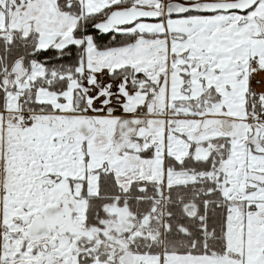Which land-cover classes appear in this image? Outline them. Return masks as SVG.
Instances as JSON below:
<instances>
[{
    "label": "snow or ice",
    "instance_id": "1",
    "mask_svg": "<svg viewBox=\"0 0 264 264\" xmlns=\"http://www.w3.org/2000/svg\"><path fill=\"white\" fill-rule=\"evenodd\" d=\"M0 264H264V0H0Z\"/></svg>",
    "mask_w": 264,
    "mask_h": 264
}]
</instances>
